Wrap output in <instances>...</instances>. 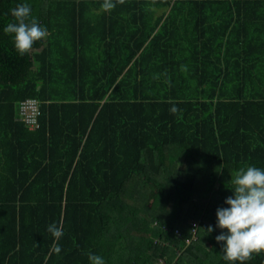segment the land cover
Segmentation results:
<instances>
[{
    "label": "trees",
    "instance_id": "trees-1",
    "mask_svg": "<svg viewBox=\"0 0 264 264\" xmlns=\"http://www.w3.org/2000/svg\"><path fill=\"white\" fill-rule=\"evenodd\" d=\"M38 1L0 0V264H226L216 209L264 169V0ZM18 3L48 32L24 56Z\"/></svg>",
    "mask_w": 264,
    "mask_h": 264
},
{
    "label": "clouds",
    "instance_id": "clouds-1",
    "mask_svg": "<svg viewBox=\"0 0 264 264\" xmlns=\"http://www.w3.org/2000/svg\"><path fill=\"white\" fill-rule=\"evenodd\" d=\"M123 3V0H118ZM113 0H104L103 11L115 8ZM13 20L3 27V33L12 38L14 50L19 56L28 54L34 43L48 35L46 27L40 25L31 16V7L27 3H18L10 10ZM232 196L225 198L228 207L216 209V227L227 229L215 237L222 244V259L226 264H249L257 256L264 257V169L248 167L239 169L231 178ZM212 225L206 229L210 234ZM47 231L56 241L64 235L62 225L53 222ZM59 254L60 246L54 247ZM90 264H105L103 257L88 254ZM264 264V260L261 261Z\"/></svg>",
    "mask_w": 264,
    "mask_h": 264
},
{
    "label": "built area",
    "instance_id": "built-area-1",
    "mask_svg": "<svg viewBox=\"0 0 264 264\" xmlns=\"http://www.w3.org/2000/svg\"><path fill=\"white\" fill-rule=\"evenodd\" d=\"M40 102L36 98H25L19 102L18 119L22 120L30 129L38 127ZM157 264H165L162 260Z\"/></svg>",
    "mask_w": 264,
    "mask_h": 264
},
{
    "label": "rangeland",
    "instance_id": "rangeland-1",
    "mask_svg": "<svg viewBox=\"0 0 264 264\" xmlns=\"http://www.w3.org/2000/svg\"><path fill=\"white\" fill-rule=\"evenodd\" d=\"M30 3H33V4H38L39 1L38 0H29ZM178 160L180 161L179 164L181 163L182 161V157H179ZM214 195V194H213Z\"/></svg>",
    "mask_w": 264,
    "mask_h": 264
}]
</instances>
